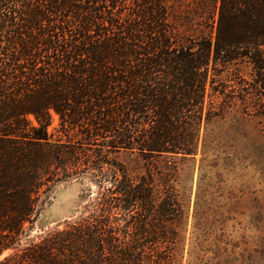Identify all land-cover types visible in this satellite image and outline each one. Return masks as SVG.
Returning <instances> with one entry per match:
<instances>
[{"label": "trees", "instance_id": "obj_1", "mask_svg": "<svg viewBox=\"0 0 264 264\" xmlns=\"http://www.w3.org/2000/svg\"><path fill=\"white\" fill-rule=\"evenodd\" d=\"M236 60L264 69V0H0V215L9 218L0 231L29 220L43 161L72 153L41 143L51 112L151 160L149 188L121 171L116 206L139 199L159 216L177 206L156 192L158 161L195 154L209 66ZM113 234L100 218L49 234L25 256L143 264Z\"/></svg>", "mask_w": 264, "mask_h": 264}, {"label": "rangeland", "instance_id": "obj_2", "mask_svg": "<svg viewBox=\"0 0 264 264\" xmlns=\"http://www.w3.org/2000/svg\"><path fill=\"white\" fill-rule=\"evenodd\" d=\"M202 115L195 154L158 161L156 192L177 203L159 216L139 199L116 206L121 171L149 188V158L115 147L111 132L89 136L51 112L41 143L72 153L43 161L29 220L16 233L0 231V264H33L25 254L49 234L100 218L143 264H264V69L211 63ZM7 219L0 215V226Z\"/></svg>", "mask_w": 264, "mask_h": 264}]
</instances>
